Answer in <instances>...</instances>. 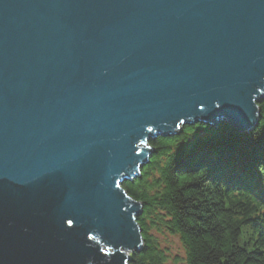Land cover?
<instances>
[{
	"label": "water",
	"instance_id": "obj_1",
	"mask_svg": "<svg viewBox=\"0 0 264 264\" xmlns=\"http://www.w3.org/2000/svg\"><path fill=\"white\" fill-rule=\"evenodd\" d=\"M263 98L264 0H0V264H128L149 140Z\"/></svg>",
	"mask_w": 264,
	"mask_h": 264
},
{
	"label": "trees",
	"instance_id": "obj_2",
	"mask_svg": "<svg viewBox=\"0 0 264 264\" xmlns=\"http://www.w3.org/2000/svg\"><path fill=\"white\" fill-rule=\"evenodd\" d=\"M258 109L242 134L194 123L149 140L140 175L120 185L141 204L128 264H167L152 230L178 236L185 264H264V98Z\"/></svg>",
	"mask_w": 264,
	"mask_h": 264
},
{
	"label": "rangeland",
	"instance_id": "obj_3",
	"mask_svg": "<svg viewBox=\"0 0 264 264\" xmlns=\"http://www.w3.org/2000/svg\"><path fill=\"white\" fill-rule=\"evenodd\" d=\"M151 233L167 256V264H185L183 246L177 235L152 230Z\"/></svg>",
	"mask_w": 264,
	"mask_h": 264
}]
</instances>
